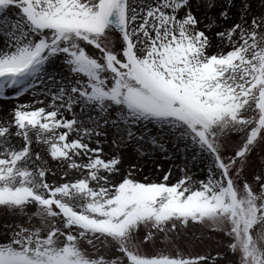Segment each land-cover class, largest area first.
Masks as SVG:
<instances>
[{
  "label": "snow or ice",
  "instance_id": "1",
  "mask_svg": "<svg viewBox=\"0 0 264 264\" xmlns=\"http://www.w3.org/2000/svg\"><path fill=\"white\" fill-rule=\"evenodd\" d=\"M0 264H264V0H0Z\"/></svg>",
  "mask_w": 264,
  "mask_h": 264
},
{
  "label": "rangeland",
  "instance_id": "2",
  "mask_svg": "<svg viewBox=\"0 0 264 264\" xmlns=\"http://www.w3.org/2000/svg\"><path fill=\"white\" fill-rule=\"evenodd\" d=\"M156 159H157V162H158V163H160V164L163 165L164 167H168V163H167L165 160H163V157H162V156L157 155V158H156ZM177 162H179V161H177ZM151 167H152V162L149 161V162L147 163L146 168H145V171H146L147 174H151ZM196 250H199V249H196Z\"/></svg>",
  "mask_w": 264,
  "mask_h": 264
}]
</instances>
